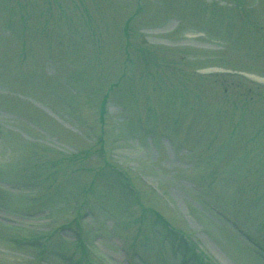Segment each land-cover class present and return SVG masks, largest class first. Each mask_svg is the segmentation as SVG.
<instances>
[{
	"label": "rangeland",
	"instance_id": "1",
	"mask_svg": "<svg viewBox=\"0 0 264 264\" xmlns=\"http://www.w3.org/2000/svg\"><path fill=\"white\" fill-rule=\"evenodd\" d=\"M0 264H264V0H0Z\"/></svg>",
	"mask_w": 264,
	"mask_h": 264
}]
</instances>
